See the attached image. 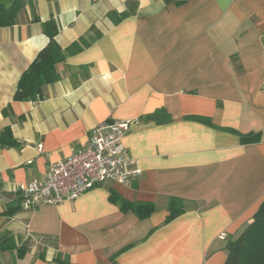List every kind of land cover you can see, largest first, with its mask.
<instances>
[{"label":"crops","instance_id":"1","mask_svg":"<svg viewBox=\"0 0 264 264\" xmlns=\"http://www.w3.org/2000/svg\"><path fill=\"white\" fill-rule=\"evenodd\" d=\"M19 1L16 23L0 27V134L10 127L21 143L0 147V234L26 253L0 252V264H58L59 253L73 264H224L264 200V0ZM50 19L60 79L43 100L16 101ZM111 120L132 122L124 143L142 174L24 209L20 184L47 178ZM249 133L261 141L242 143ZM111 191L156 209L123 212ZM173 197L185 209L166 222Z\"/></svg>","mask_w":264,"mask_h":264},{"label":"trees","instance_id":"2","mask_svg":"<svg viewBox=\"0 0 264 264\" xmlns=\"http://www.w3.org/2000/svg\"><path fill=\"white\" fill-rule=\"evenodd\" d=\"M19 0H0V27L11 26L16 23V17L22 8ZM114 16V14H111ZM123 15L117 17L119 21ZM44 31L50 37L49 43L40 50L34 61L22 73L13 99L16 101H40L44 99V87L60 79L56 65L66 59L63 48L56 40L59 26L55 19L44 23ZM76 45V44H74ZM72 45V46H74ZM70 47V49L72 48ZM5 114H9L7 110ZM187 118L199 119L191 116ZM207 121V120H206ZM209 122V121H208ZM244 144L261 141L260 133L241 134ZM21 143L14 137L10 127H6L0 134V147H19ZM110 200L119 204L123 212L132 211L141 219L149 217L156 209L151 202H137L124 199L116 191H111ZM22 198H20V203ZM20 209V204L10 206L3 215L12 216ZM184 201L173 197L169 203V215L166 222L172 221L184 212ZM17 250L23 257L25 246H17L14 237L9 233L0 234V252ZM44 257V255L42 256ZM58 264H73L68 256L59 253L55 258ZM224 264H264V200L254 214L252 220L235 237L230 238L227 244V258Z\"/></svg>","mask_w":264,"mask_h":264},{"label":"built area","instance_id":"3","mask_svg":"<svg viewBox=\"0 0 264 264\" xmlns=\"http://www.w3.org/2000/svg\"><path fill=\"white\" fill-rule=\"evenodd\" d=\"M130 120H111L93 128L89 140L65 159L52 163L47 178L20 184L18 192L24 209L40 204H59L75 200L106 182L129 184L142 169L129 153L124 138ZM226 238V234H221Z\"/></svg>","mask_w":264,"mask_h":264}]
</instances>
